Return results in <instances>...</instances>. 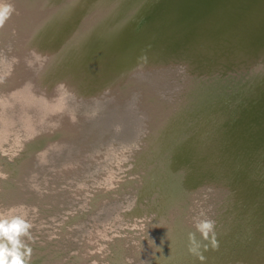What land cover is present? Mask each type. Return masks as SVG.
Masks as SVG:
<instances>
[{
  "label": "rangeland",
  "instance_id": "1",
  "mask_svg": "<svg viewBox=\"0 0 264 264\" xmlns=\"http://www.w3.org/2000/svg\"><path fill=\"white\" fill-rule=\"evenodd\" d=\"M14 30L0 27V212L23 215L32 224L33 239L22 237L32 248L30 264H264V147L257 154L258 145L249 141L245 159L248 151L232 141L233 159H221L218 169L211 151L195 154L189 148L184 156L183 129L196 128L206 116L196 112L201 109L195 101L180 112L177 100L187 89L206 92L213 105L222 96L214 86H202L209 81L199 77L203 83L196 81L200 86L191 91L193 76L188 82L176 71L185 67L194 46L188 48L184 39L171 46L165 35L164 51L149 56L137 50L140 59L165 69L160 79L175 90L162 88L156 97L150 87H127L130 80L120 81L116 94L107 82L88 93L71 86L53 106L34 97L29 78L20 80L25 70L14 75L19 44ZM75 47L78 41H69V55ZM201 57L215 63L210 70L219 76L218 70L229 72L222 60ZM191 66L194 72V62ZM233 77L225 82L228 89L238 84ZM131 92L132 107L122 114L117 99ZM225 98L231 117L248 108L244 98L230 93ZM181 118L191 122L176 125ZM47 133L55 134L54 141H47ZM197 138L193 134L190 143ZM208 142L198 148L211 147ZM197 156L200 162L191 167ZM197 220L212 222L207 239L196 229ZM190 233L204 260L189 251Z\"/></svg>",
  "mask_w": 264,
  "mask_h": 264
},
{
  "label": "bare ground",
  "instance_id": "2",
  "mask_svg": "<svg viewBox=\"0 0 264 264\" xmlns=\"http://www.w3.org/2000/svg\"><path fill=\"white\" fill-rule=\"evenodd\" d=\"M41 1L42 0L40 1L23 0L21 2H18V0H5L4 1V3L10 4L12 6L13 11L10 17L6 20L3 28L6 31L8 28H14L15 29L14 36L18 39V42H19L17 46V50H18L17 56H15L17 57L16 58L17 60H15L17 71H14V75H17L19 77V74L22 75L21 71L25 70V74L21 76L20 80L29 78V81H30L29 83H31L34 89H36L35 93L33 92L34 97L36 99H41L46 104L50 103L53 106L57 104L60 105L61 104L60 98L63 99L62 98L64 96L63 94L66 90L67 91L70 90L69 87L71 86L79 87V85H81L83 86V88H87V87L90 88V86H95L94 88L96 89L98 87H101V84L104 85L105 82L109 83L110 77H112L114 80L122 81V82L130 80L131 81L130 83H124L128 85L127 87L132 86V84L134 83H135L134 86L141 84V86H143L144 88L149 89L148 87H150L151 89H149L148 92H157L155 96L158 97L159 93L162 91L161 90L162 88H168L170 90H175L176 86L169 82L167 85L166 82L160 79V75L164 74L162 71H164L165 69H160L157 65L158 63L156 64L155 61L152 62V60L150 59H143V58L140 59V56L138 55V52L136 51V49L138 50L140 49L143 52H145L147 55L149 54L150 56L156 50H159V51L161 49L162 51L165 50V48H163L161 45L162 43L161 36L164 37L165 35H167L171 37V40L167 41V43L171 46H175L178 40L184 39L183 42H185V45L188 48L190 46H194L193 44H195L197 47L196 48L193 47L195 50L192 51L193 53L192 56L189 55L188 53L189 56H187V58L189 59L188 60L185 59L184 61L185 65L183 64L185 67L184 68L182 67L181 69L176 70V71L180 72V74L183 75V78L187 77L188 82L190 81L188 76L189 77L193 76L192 81L194 85L190 87L191 91L195 90V87L197 88L200 86V83H196V81L202 82L200 80H197V77H199L206 81H209V83L202 82L204 84L202 86L204 87H209L210 85L214 86V88L218 89L217 91L220 92V94L224 98L221 96L220 97L221 100H219L215 105H213L211 101L213 98H210L206 92L203 91L204 93L199 95L197 93V89L195 92H188V93L186 92L188 90L187 89L184 93V96L177 100V102L179 101L178 103L180 107L179 111L182 112L185 110L186 107L188 106L191 107L193 104V101H195L197 102V104H199L198 107H201L200 108L201 111L195 108L196 112H200L202 114L204 105L201 102V99H204L205 101L209 102L211 107L216 106V108H219L220 110L222 109L226 112L225 113L223 111L224 121H225L226 126L229 127V128H226L228 131V136H226L229 139L228 142H226L227 139L224 138L223 136V132L225 130L224 128H222L220 131L222 133V138L223 140H225V142L222 141V143L218 145L219 147H216V146L214 147L213 145H211V147L205 146L203 149H199L197 148V146H194L193 142L190 143L192 141L191 136H193V134H196V138H197V132H198L197 126L196 128L192 127L191 125H189V127H185V129H183V132L181 131L182 132L181 134L184 137L182 139V142L184 145V151H186V153H184L185 158L186 156H189L187 154L189 153V148H190L191 150H196V151H207V152L211 151L210 153L217 155L218 157L221 155L220 150L222 149L224 150L223 153H227L226 155L227 157L223 156L222 159L223 158L230 159L232 158V156H231V152L228 150V145L232 141L237 143V146L239 150H241V152L242 150L244 151V149L248 151L246 152L245 159L246 157L249 156V149L247 148V146H244V145L247 144L249 141L251 142L249 143V145H253V144L254 146L258 145L257 154H260L259 152L260 148L264 147V120H263V117H264V74L259 72V74L261 75L259 74L256 75L253 71H248V69H243V63L241 61L245 60L244 62L245 64H249V62L250 63L252 62L251 63L252 66L254 65L259 66V64L263 62L264 57L258 51H255L251 48L249 49L246 48L247 50L246 49L244 50V52H249L247 54H250V55L248 56L242 55L241 57L240 55H237L236 57H233V54L235 52L234 49L237 46H241L242 47L241 50H243L244 37H240L241 40L240 39L234 40L233 34H232L233 37L227 36V38L224 37V34L220 35V32L222 33V30L224 29V27L220 30L221 25L219 23L224 24V22L227 20L228 12L221 13L220 10H214V7H212L213 8L212 10L211 8L208 7V2L206 0H187L186 4L183 7L177 8L176 11H172V9H173V6L175 5L178 6L177 0L176 1L157 0L158 1L157 4L153 3L154 0H140L136 2H134L133 0L129 3V5L135 4L136 7L131 8L132 6L130 5L126 12V10L120 9L122 6L125 5L124 1L112 0V2H110V0L109 1L107 0L106 4L103 6V12L101 16H99L102 3H103L102 0H83L85 4L84 5L78 4L79 8L77 9L75 7V11L73 10V4H72V3H75L74 2L75 0L74 1L65 0L66 3H62L64 6V9L59 18L57 17L56 19H54L50 17L49 12H44L42 17L47 19L46 20L47 26H49V21L50 19H52V21H50L51 22L50 25L54 31H57V32L58 30L62 32L64 31L63 32L64 39H66L65 45H67L68 53H69V48H68L69 41L71 44V41L73 40H76L79 42L81 39H83V44H78V47L79 45L81 47L80 48L75 47L77 49L72 51V53L70 54L72 58L75 57L73 60L75 62L72 63L70 61L72 58L66 61V60H61L58 57L59 51L56 50V46H57L56 43L51 44V45L50 43H45L44 45H42L40 49L33 48V45L30 43L33 41V39L35 41L37 40L39 36L42 35L41 33L36 34L35 32H33V26H32L33 18L37 20V18L41 16V12L46 11L44 8L45 6H47V3L42 4ZM121 2L122 4H120ZM116 4L118 6H116ZM21 5L23 7H21ZM202 5L208 9V13L210 12L212 14L211 17L214 18L212 22L214 23V25H216L214 27V26H211V24L209 23L208 26L206 27L205 32H202L201 29H203L204 21L205 20L209 21V18L204 19L203 17H201L200 11L204 9ZM241 6L244 7L245 10L248 9V11H250L249 3L242 4ZM55 8L56 9L58 8V5H56V3L53 4L52 11H54ZM97 9H98V12H97ZM154 9H156L155 12H153ZM175 9H176V6H175ZM109 10H112V11L109 12ZM23 11H26V12H23ZM104 12L106 15L103 16ZM150 13L151 14L153 13L155 22H154V18H151V20H149L148 14ZM22 14H25V15H22ZM191 18H193V20L194 19L197 20L195 24L198 26V29H194L193 32H190L188 34L179 35L178 32L184 29V27L187 25L188 21L191 20ZM175 19L177 20V22H181V23L178 24ZM106 20H108L109 23H107L106 27H104L103 23ZM183 20H186V21L184 22ZM58 21H61L60 25H58ZM161 21L162 22L164 21L165 24H169L171 22V25H170L171 29L165 30L164 33H159L161 30L160 31L157 30L158 27L156 26H158V24ZM182 23H184L185 26L184 25L182 26ZM140 24H142L143 30L141 29L140 31H135L136 27L139 28ZM36 25L37 26L36 28H34V31L36 29L37 31L41 30L43 26L42 19L37 21ZM115 27H116L115 33H111L110 30H113ZM247 28L248 27L246 26V30ZM62 32L61 34H63ZM102 32H105V33L110 32L114 37H116L117 34L120 35V33L123 34L125 32L126 33L128 32V34L130 35V38L128 39L124 36L123 41H119V37H117L116 39H113V41L108 42L106 45H104L102 41L100 40H96L93 42V40L90 41L88 39V37L91 36V33L94 34V36H96L97 34H102ZM4 33L6 32L4 31ZM71 34H73V36ZM149 34L150 36H148ZM195 34H197L198 36L194 37ZM112 35L110 37H112ZM155 35L159 37L158 41L154 40ZM262 36L263 35H261V37ZM254 37L256 36H253V38ZM176 39L178 40L176 41ZM86 40H88L87 41L88 43L85 42ZM262 41H263V38H261V42ZM53 42H55V39H53ZM39 43L40 44L43 43L41 41V38L39 39ZM110 43L114 44L113 46L110 47V51L111 49H113L114 51L117 52V58L120 57L116 63L112 64V67H113L112 73L114 74H110L109 69L106 70L105 65L103 64L104 58L108 56L105 54V52H108L107 46ZM225 43L229 45L230 47L229 51H232V55H229V57L227 56L228 53L226 50L227 47ZM202 44L204 46H202ZM263 44L261 43V48ZM87 48L88 49L92 48V49L90 50V52L89 50L86 52V55H85L86 61H90L89 58L93 57L92 55L94 51L98 54L99 53L101 54L100 64H97V61H95L94 63L91 64V67H92L91 69H89L88 65H86L87 62L83 60L81 57L79 58V55L75 53L78 51V49H87ZM259 48L260 46H258V50ZM43 52H45L46 54H44ZM24 53H26V59H24L23 57ZM43 54H44L45 60L43 59L44 61H41ZM202 55L206 58L213 59L214 61L222 60V62L228 59L230 60V56H231L233 60H230V61L240 62V64L237 65L239 69L237 67L235 68L231 66L232 63L225 62L227 64V69L229 70V72L226 73V75L225 74L222 75L220 70H218L220 73V76L218 77L217 75L219 74L216 72V70L214 71L210 70V69L217 68L215 63L211 62L208 59L207 60L204 59L203 57H201ZM193 62H197V63L199 62L200 64L195 63L193 67L195 68V71L191 72L192 71L191 64ZM208 62H209V65L213 66L214 64V66L208 68V65H207ZM80 63H83V64L80 65ZM167 63H168V60L165 64ZM188 66H190L191 68L189 67L188 69L187 68ZM217 66H219V64ZM166 67H169V66L165 65V68ZM171 67L173 68V66ZM233 69H237V70H233ZM207 71H209V73L211 74L210 79L207 78L208 77ZM231 75L237 78V82H238L237 85L233 84V86L235 87L234 89L232 88L228 89L227 88L228 85L225 84V82L227 83L228 80H231L232 78ZM216 76H217V79H216ZM257 76H262V79H263L258 84H256L251 79ZM222 77H224V79H222ZM234 77H233V80L235 79ZM258 79H261V78L258 77ZM79 81H81V83L78 85ZM140 81H142L143 83ZM243 83L245 84L247 83L246 85L247 87L241 86L243 85ZM23 85H25V83H23ZM88 92L90 91H86V93ZM229 93L232 94V96H236L238 100L244 98V100L248 101L247 102L248 108L240 109V111L237 112V114H235L236 117H239L238 120L240 121H237V122L240 128L234 122L235 116L231 117L232 116L231 112L233 111L232 107L231 108L227 107L226 102L224 101V99H226L225 97H228ZM134 95H135V92L133 93L131 92L130 94L124 96V98L118 97L117 99L118 103H122L121 108H120V112L122 114H125L127 109L128 111L131 109ZM156 100L158 99L156 98ZM102 101H104V99H102ZM105 101H109V99L107 98L105 99ZM124 101H127V102H124ZM37 103L38 104L35 103V105L39 107L40 102L37 101ZM155 103L156 102H154V104ZM105 104H111V103L105 102ZM206 105L208 107V104ZM174 114H178V112ZM209 115H211V113ZM183 117L184 116H182V118ZM182 118L180 121H176L175 124L178 125L179 122H181L182 124L191 122L190 120L186 121L185 119H182ZM256 120H260L262 121V123L261 122L255 123ZM232 122L233 124H235V126H232L233 125ZM192 129H195V131L192 132ZM210 130L212 131V129ZM46 135L48 139L47 141L49 142L54 141L53 138L55 137L54 136L55 134L51 135L47 133ZM213 135L215 136V134ZM213 135H211V137L208 138L209 140L208 143L212 142V138H214ZM258 139H260L261 143H259ZM206 154H209V153H206ZM220 164L221 162L219 163V159H218L216 165H218L219 167Z\"/></svg>",
  "mask_w": 264,
  "mask_h": 264
},
{
  "label": "water",
  "instance_id": "3",
  "mask_svg": "<svg viewBox=\"0 0 264 264\" xmlns=\"http://www.w3.org/2000/svg\"><path fill=\"white\" fill-rule=\"evenodd\" d=\"M21 1H23V0H18V2H21ZM34 1H40V0H34ZM72 1H74V0H72ZM106 1L107 0H102L103 3L101 2L102 3V7H101V11L99 13V16H101V14L103 12V6L106 4ZM122 1H124L125 5L122 6L120 9L126 10V12H127V10H128V8H129L130 5L132 6L131 8L136 7L135 4H130L129 5V3L131 1H133V0H122ZM136 1H140V0H134V2H136ZM174 1H176V0H174ZM177 1H178L177 2L178 3V6L175 5L176 6V9H175V6H173L172 11H176L177 8L183 7L186 4V2H187V0H177ZM206 1L208 2V7L211 8L212 10H213L212 7H214V10H220L221 13L222 12H225V13L228 12L229 13V14L227 13V20L224 22V24L219 23L221 25L220 30L223 27L226 30L225 31L223 29L222 30V33L220 32V35H223L224 34V37L227 38V36L228 37H231L232 34H233L234 40H238V39L241 40L240 37H244V40H243V45H244L243 46V50H241V48H242L241 46L235 45L237 47L234 49L235 52L233 54V57H236L237 55H240V57L242 55H245V56L246 55L247 56L250 55V54H247L249 52H244V50L246 48L247 49L251 48V49H253L255 51H258L264 57V44H263V42H264V0H206ZM41 2H42V4H46L47 3V6H45V8H44L46 11L41 12V16L38 17L37 20H35L33 18L32 26H33V32H35L36 34H40L41 33L42 35L39 36L37 38V40H35V41L33 39V41L30 42V43L33 45V48H39V49L45 43H50V45L56 43L57 44L56 50L59 51V56L58 57L61 60H66V61L67 60H70V58H72V56L69 55V53L67 51V45H65V40L66 39H64V33L61 34L62 31H60V30H58V32L53 30V28L50 25V23H51L50 21H52V19H50V21H49V26L50 27L47 26V22H46L47 19L42 17V15H43L44 12H49L50 13V17H52L54 19H56L57 17L59 18L61 16V13H62L63 9H64V6H63L62 3H66V2H65V0H42ZM74 2L75 3H72L73 4V10L74 11H75V7L77 9L79 8L78 4L79 5H84L85 4L83 0H75ZM110 2H112V0H110ZM54 3H56V5H58V8L57 9L55 8L54 11H52V6H53ZM153 3L157 4L158 1L157 0H154ZM245 3L246 4L249 3V5H250V7H249L250 11H248V9L245 10L244 7L241 6L242 4H245ZM120 4H122V2ZM175 4H176V2H175ZM116 6H118V5L116 4ZM21 7H23V6L21 5ZM202 7L204 9H202L200 11L201 17H203L204 19L209 18V21L208 20H205L204 21L203 29H201L202 32H205L206 31V27L208 26L209 23L211 24V26H214V27L216 25H214V23L212 22L213 19H214L213 17H211L212 14L210 12L208 13V9L205 8V6L202 5ZM111 11L112 10H109V12H111ZM23 12H26V11H23ZM97 12H98V9H97ZM22 15H25V14H22ZM104 15H106L105 12H104L103 16ZM148 15H149L148 16L149 20H151V13L148 14ZM40 19H42L43 26H42L41 30H38L37 31V29H36L34 31V28H36V26H37L36 25L37 24V21H39ZM183 21L185 22L186 20H183ZM154 22H155V18H154ZM176 22H177V20H176ZM196 22H197L196 19L193 20V18H191V20L188 21V23H187L186 26L184 25V23H182V26L184 25L185 27H184V29L182 31L178 32L179 35L188 34L190 32H193L194 29H198V26L195 24ZM260 22H262V23H260ZM60 23H61V21H58V25H60ZM107 23H109L108 20L104 21L103 26L106 27ZM177 23L180 24L181 22H177ZM170 25H171V22L169 24H165L164 21L163 22L161 21L158 24V26H156V27H158L157 30H159V31L161 30L159 33H164L165 30L171 29V26ZM172 25H173V23H172ZM241 25H243V26H241ZM246 26L248 27L247 30H246ZM142 28H143V26H142V24H140L139 28L136 27V29L135 28L134 29H135V31H140ZM115 30H116V27L113 30H110V31H111V33H115ZM208 32H210V31H208ZM75 33H76V31H75ZM75 33H73V34H75ZM111 33L110 32L109 33L102 32V34H97L96 36H94V34L91 33V36L88 37V39L90 41L93 40V42L96 41V40H100V41H102V43L104 45H106L108 42L113 41V39H116L117 37H119V41H123L124 36L126 38H128V39L130 38V35L128 34V32L127 33L125 32L123 34L120 33V35L117 34L116 37H114ZM73 34H71V35L73 36ZM111 35H112V37H110ZM261 35H263V36L261 37ZM197 36H198L197 34L194 35V37H197ZM253 36H256V37L253 38ZM40 38H41V41L43 42L41 44L39 43V39ZM261 38H263V41L262 42H261ZM53 39H55V42H53ZM257 39H259V40H257ZM177 40L178 39H176V41ZM87 41L88 40H86L85 42L88 43ZM261 43L263 44L262 48H261ZM78 44H83V39H81L78 42ZM113 45H114L113 43H110L107 46L108 52H105V54L108 55V56L106 58H104V60H103V64L105 65L106 70L109 69V73L110 74H114V73H112V69H113L112 64L113 63H116L119 60V58H120V57L117 58V52L116 51H114L113 49H111V51H110V47L113 46ZM193 45H194L195 48L197 47L195 44H193ZM225 45L227 47L226 48L227 53H228L227 56L229 57V55H232V51H229V48L230 47H229V45L227 43H225ZM202 46H204V45L202 44ZM258 46H260L259 50H258ZM91 49L92 48H89V49L88 48L87 49H78V51L75 52V53L79 55V58L81 57L83 60L86 61V56H85L86 55V52L88 50L90 52ZM104 49H105V47H104ZM56 50H55V52H56ZM137 50L138 49H136V51ZM242 51L244 52V54H243ZM182 52H184V51H182ZM43 53L46 54L45 52H43ZM44 54H43V57H42V60L41 61H44L45 60L44 59L45 58L44 57ZM100 55H101L100 53L98 54V53H96L94 51V53L92 55L93 57H90L89 58L90 61H86L87 62L86 65H88V68L89 69L92 68L91 67V64L94 63L95 61H97V64H100V62H101V59H100L101 56ZM177 56H179V55H177ZM23 57H24V59H26V53H24ZM74 58L75 57H73L70 60L72 63L75 62V61H73ZM194 58H195V56H194ZM180 60H181V62L183 64V59L180 58ZM230 60H233V58H231V56H230ZM230 60L229 59L228 60H225L223 63L226 66H227L226 63H232L231 66H233L235 68L237 67L238 64H240V62H238V61L237 62H232ZM241 62L243 63V69H248V71H253L256 75L259 74V72L264 74V60H263V62L261 64H259V66L258 65L252 66L251 65L252 62L251 63L249 62V64H245L244 63L245 60H242ZM195 63L196 64H200L199 62L198 63L197 62H194V64ZM82 64L83 63H80V65H82ZM186 64H188V63H186ZM224 64H223V66H224ZM219 68L221 69V67H219ZM233 70H237V69H233ZM220 72L222 73V71H220ZM259 75H261V74H259ZM217 76L219 77V75H217ZM217 76H216V79H217ZM258 77H260L261 79H258ZM222 79H224V77H222ZM251 79L256 84L260 83L261 80H263L262 79V76L253 77ZM223 82H224V80H223ZM80 83H81V81H79L78 85ZM109 84H110L109 87H110L111 91L116 94L118 92V89L116 88V85L121 84V82L120 81H116L112 77H110L109 78ZM80 87H81V85H79V88ZM94 87L95 86H90V88L87 87L85 89L88 90V91H94L93 90V89H95ZM115 94H114L113 98H115ZM201 102L204 105L203 115L205 114L206 117L205 118L202 117L200 119V124H197V126H198V129H197V131H198V134H197L198 135V140L194 143V146H197V148L198 147H201L206 140L208 141V138H210L211 135L215 134V136L213 135L214 138H212V142H210V143L214 147L215 146L216 147H219L218 145L220 143H222V141L225 142V140H223V138H222V133L220 131L222 128H224V130H225L223 132V136H224V138L227 139L226 142H228V140H229L226 137V136H228V131H227L226 128H229V127L226 126L225 121H224V114H223V111L224 110H222V109L220 110L219 108H216V106L211 107V105L209 104V102L205 101L204 99H201ZM206 104H208V107H207ZM198 106H199V104H198ZM209 106H210V108H209ZM205 107H206V109H205ZM198 108H201V107H198ZM210 113H211V115H209ZM238 119H239V117H236L235 116L234 117V122L240 128V126L238 125V122H237ZM232 124H233V122H232ZM232 126H235V124H233ZM210 129H212V131ZM86 133H88V132H85L84 134H86ZM85 137H87V135ZM84 138H81V139L84 140ZM262 139H263V137H262ZM258 140H259V143H261L260 139H258ZM210 143H208V144L205 143V145H210ZM136 147L137 146H135V148ZM220 152H221V155L216 160H213V161H218V159H219V163L221 162V159L224 156V155H222V153L224 152V150L221 149ZM194 153L196 154L195 150H194ZM199 162H200V159H199L198 156H197V158L193 159V161L190 159L191 167L192 166H196V164H198ZM214 165H216V164H214ZM215 167H216V169L219 168L218 165H216ZM211 173H214V172L211 171ZM50 176L48 177V178H50L49 180L52 179ZM205 176H207V175H205ZM207 178H209V177L207 176ZM53 179H55V178H53ZM205 189L206 190H209V189H212V188L211 187H208V185H207V187ZM60 190H61V188H60ZM109 215L106 216V219H108V217H110ZM102 221H105L104 218H103ZM100 223H101V221H100ZM252 257H253V255H252ZM247 264H259V263L258 262H255V261H249Z\"/></svg>",
  "mask_w": 264,
  "mask_h": 264
},
{
  "label": "clouds",
  "instance_id": "4",
  "mask_svg": "<svg viewBox=\"0 0 264 264\" xmlns=\"http://www.w3.org/2000/svg\"><path fill=\"white\" fill-rule=\"evenodd\" d=\"M12 11L10 4L0 0V27L4 26ZM195 227L207 239L213 224L209 220H197ZM31 228L32 224L23 215L13 214L11 211L0 212V264H30L32 248L22 237L32 240L29 231ZM189 240L191 244L189 251L204 260V257L197 252L198 245L193 233L189 234Z\"/></svg>",
  "mask_w": 264,
  "mask_h": 264
}]
</instances>
